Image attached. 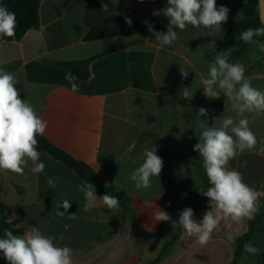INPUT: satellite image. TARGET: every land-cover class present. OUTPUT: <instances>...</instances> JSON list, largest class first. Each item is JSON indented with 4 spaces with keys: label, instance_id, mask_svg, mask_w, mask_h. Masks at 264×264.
Returning a JSON list of instances; mask_svg holds the SVG:
<instances>
[{
    "label": "crops",
    "instance_id": "0c3cea01",
    "mask_svg": "<svg viewBox=\"0 0 264 264\" xmlns=\"http://www.w3.org/2000/svg\"><path fill=\"white\" fill-rule=\"evenodd\" d=\"M247 2L216 0L217 8L230 9L221 32L188 25L183 31L177 29L179 39L172 46L160 47L159 42L132 34L88 39L97 26L123 14L145 25L167 26L163 14L153 15L166 7L167 0L150 5L135 0H41L38 29L28 31L20 41L0 37V68L17 77L20 98L48 122L43 137L91 168L110 189L109 195L119 198V207L108 209L95 191L96 206L84 211L85 196L77 186L85 181L62 161L37 150L45 164L43 173H33L31 161L24 175L0 171V198L24 233L35 225L43 234L55 237V245L73 249V264H149L171 241L170 253L156 264H235L237 239L249 231L252 220L231 222L230 228L222 221L212 240L202 246L193 237L182 239V229H173L171 221L157 222L154 208L148 205L162 208L173 221L186 207L194 210L197 221L212 210L200 205L204 169L202 158L193 150L199 142L195 129L201 120L208 123L211 115L203 107L208 115L197 117V109L201 101L215 100L204 94L200 80L208 76L215 55L223 53L230 56V62L243 63L245 74L252 69L245 76L253 87L264 90L260 42H243L225 52L216 46L228 39L230 26L242 21L236 18L239 13L244 16L242 8ZM213 40L215 47L210 49ZM254 55L260 58L253 59ZM93 57L89 78L81 80L71 72L79 85V91L73 93L65 79L70 71L57 63ZM181 69L189 72L187 78L181 76ZM182 87L192 88L191 100L179 95ZM227 116L236 119L225 98L213 126L219 127ZM249 126L258 139L264 137V117ZM154 145L163 160L162 171L159 177H152L151 188L137 190L128 177L143 163V150ZM258 148L238 155L229 166L263 193L264 153ZM49 179L54 182L52 187ZM64 200L71 206L59 216ZM262 205L264 196L257 200L258 212ZM71 214L76 218L71 219ZM252 246L257 253L244 250L238 264H255L256 255L264 254V216L255 228Z\"/></svg>",
    "mask_w": 264,
    "mask_h": 264
},
{
    "label": "clouds",
    "instance_id": "9594fccd",
    "mask_svg": "<svg viewBox=\"0 0 264 264\" xmlns=\"http://www.w3.org/2000/svg\"><path fill=\"white\" fill-rule=\"evenodd\" d=\"M103 8H107L104 5ZM260 8L264 14V0H260ZM230 9L225 6L217 8L216 0H167L165 8L154 11V16L163 14L168 18L167 31H154L151 24H147L148 31L152 32L160 47L172 46L179 39L177 29L183 31L188 25L211 29L221 32V25L228 20ZM238 20L245 17L242 13ZM126 23L131 26L132 20L125 17ZM16 15L4 4H0V37H14L16 30ZM176 29V30H174ZM211 35V33H210ZM264 36V27L248 28L240 35L245 44L257 43L254 37ZM215 47V40L209 48ZM259 53H264V43H257ZM229 55L218 53L208 67V76L202 77L200 84L204 94L209 99H219L221 92L231 104L236 113V119L231 116L223 117L219 127L209 126L207 120H201L198 132V143L193 150L202 158V167L206 173L209 187L202 193L209 200V209L201 220L195 219L191 207L184 208L178 214V220L173 221L171 215L162 208L149 204L154 208L153 216L157 222H172L173 229H182L181 238L185 235L195 238L200 245H207L212 240L214 231L220 230L221 222L224 227L230 228L231 222L239 223L244 219L253 220L258 212L256 206L261 193L244 182L243 174L229 166V162L245 152L258 151L264 153V137L258 139L250 128V123L264 117V90L253 87L251 80L245 76L243 63H232ZM254 55L253 59H259ZM181 76L187 78L189 72L180 70ZM65 79L71 85L73 93L79 91L76 77L68 72ZM18 79L0 68V171L24 175V169L32 162L33 173H43L45 164L40 161V152L37 151V136H43L48 128V122L37 115L34 107L20 98V90L15 87ZM179 95L191 100L194 92L192 88L182 87ZM206 108L198 109L197 117H206ZM144 161L131 172L128 179L137 190H147L152 186V177L160 176L163 160L156 154V146L143 150ZM247 161L243 162L246 166ZM54 185L53 180L47 181ZM84 194L86 203L84 211L96 206L97 195L95 185L87 181L77 186ZM186 196L185 194H182ZM99 200L108 209L119 207V198L107 193ZM70 202L64 200L57 215L63 216L70 208ZM71 219L76 215L71 214ZM55 237L43 234L40 229L32 225L23 235H14L5 229L4 238H0V252L8 264H73V249L68 246L54 244ZM229 240L233 239L229 235ZM244 250L255 254L258 249L250 242H246Z\"/></svg>",
    "mask_w": 264,
    "mask_h": 264
},
{
    "label": "trees",
    "instance_id": "16d2710c",
    "mask_svg": "<svg viewBox=\"0 0 264 264\" xmlns=\"http://www.w3.org/2000/svg\"><path fill=\"white\" fill-rule=\"evenodd\" d=\"M135 1H140L148 5L156 4L158 2V0ZM0 4L6 5L9 10L14 12L17 21L15 36L3 37L5 41H20L23 39V37L28 31L38 29L40 27L39 9L41 0H0ZM242 9L244 12L245 19L229 27L228 39L226 41H220L216 45L219 52H225L229 49L240 46L243 43V41L240 39V35L246 29L264 27L260 20V5L258 0H248L246 5H244ZM125 17H128L132 20L133 23L131 26L126 23ZM153 27L154 31L157 32L167 31V26L153 25ZM129 34L139 35L143 39L149 38V40L152 42H158L155 40L153 33L148 31L147 25L139 22L138 20L127 14H123L118 17H113L111 20L107 21L103 25L97 26L90 32L88 39L96 40L101 38H110L118 35ZM253 39L260 43H264V36L254 37ZM94 58L96 57L82 62H65L57 64L72 72L77 78L85 80L90 76L89 64ZM251 70H249L246 74L250 73ZM225 98L226 97L223 95V93H221V97L219 99H215L210 103L201 101L199 108L207 107L210 109L211 112L210 118L208 120L209 126H213L215 118L222 110ZM37 140V150L49 153L58 160L62 161L72 170H74L83 179V181H87L91 184H94L95 191L100 197L105 193L109 194L110 189L103 183L101 178L86 164L76 161L75 159L70 157L66 152L51 144L43 136H37ZM202 180L204 191H206L210 185L208 183L205 171L203 172ZM200 205H209V200L204 195ZM263 216L264 205L260 207L259 212L255 215V219L251 221L249 231L246 234L238 237L237 239L235 250V264H238V260L244 253L245 243L250 242L252 245V238L255 228L257 224L261 221ZM5 229L12 231L14 235H23L24 233V227L14 217L11 208L6 205L0 198V238H4ZM173 242L174 241H171L166 244L160 252L158 258L155 261L150 262L149 264H156L157 262L165 258L170 253L173 246ZM5 261L7 260L4 258L3 253L0 252V263ZM255 264H264L263 253L256 255Z\"/></svg>",
    "mask_w": 264,
    "mask_h": 264
},
{
    "label": "water",
    "instance_id": "95a60500",
    "mask_svg": "<svg viewBox=\"0 0 264 264\" xmlns=\"http://www.w3.org/2000/svg\"><path fill=\"white\" fill-rule=\"evenodd\" d=\"M258 2H259V5H260V0H258ZM260 20H261L262 24L264 25V14H262L261 8H260Z\"/></svg>",
    "mask_w": 264,
    "mask_h": 264
},
{
    "label": "built area",
    "instance_id": "2783aa9c",
    "mask_svg": "<svg viewBox=\"0 0 264 264\" xmlns=\"http://www.w3.org/2000/svg\"><path fill=\"white\" fill-rule=\"evenodd\" d=\"M264 193V192H263ZM264 195H261V197H263Z\"/></svg>",
    "mask_w": 264,
    "mask_h": 264
}]
</instances>
